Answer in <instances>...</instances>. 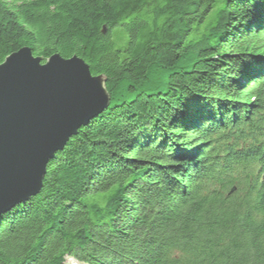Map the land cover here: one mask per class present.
I'll return each mask as SVG.
<instances>
[{"label":"trees","instance_id":"trees-1","mask_svg":"<svg viewBox=\"0 0 264 264\" xmlns=\"http://www.w3.org/2000/svg\"><path fill=\"white\" fill-rule=\"evenodd\" d=\"M26 47L111 103L0 217V264H264V0H0V64Z\"/></svg>","mask_w":264,"mask_h":264},{"label":"water","instance_id":"water-1","mask_svg":"<svg viewBox=\"0 0 264 264\" xmlns=\"http://www.w3.org/2000/svg\"><path fill=\"white\" fill-rule=\"evenodd\" d=\"M107 79L73 56L29 48L0 64V217L41 193L47 168L111 103Z\"/></svg>","mask_w":264,"mask_h":264},{"label":"rangeland","instance_id":"rangeland-1","mask_svg":"<svg viewBox=\"0 0 264 264\" xmlns=\"http://www.w3.org/2000/svg\"><path fill=\"white\" fill-rule=\"evenodd\" d=\"M68 262H69V264H74L75 263V261H73L71 259H68Z\"/></svg>","mask_w":264,"mask_h":264}]
</instances>
